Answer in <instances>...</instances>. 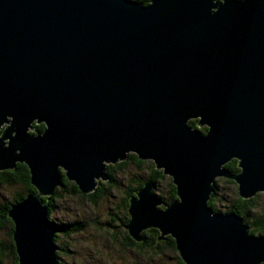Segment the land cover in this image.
<instances>
[{"label": "water", "instance_id": "1", "mask_svg": "<svg viewBox=\"0 0 264 264\" xmlns=\"http://www.w3.org/2000/svg\"><path fill=\"white\" fill-rule=\"evenodd\" d=\"M3 122L0 170L23 163L34 188L6 211L16 264H58L42 197L59 170L88 193L127 153L176 197L163 204L144 180L127 200L132 239L156 228L184 264L264 261V235L206 205L215 176L264 194V0H0Z\"/></svg>", "mask_w": 264, "mask_h": 264}, {"label": "rangeland", "instance_id": "2", "mask_svg": "<svg viewBox=\"0 0 264 264\" xmlns=\"http://www.w3.org/2000/svg\"><path fill=\"white\" fill-rule=\"evenodd\" d=\"M133 154V153H132ZM139 165L133 161H125L123 166L113 163L111 168L115 185L107 180L97 179L95 186L101 188L94 200L89 201L84 193L71 192V181L63 186L56 187V194L49 199L51 212L47 217L49 222L59 224L75 223V231L64 234L56 232L53 236L55 245V257L60 264H181L178 253L166 243L156 241L154 247H131L122 244L125 241L126 231L120 226L126 217L124 209V196L127 187L134 188L139 181L146 180L147 175L154 169L152 161L147 158L141 160ZM62 170H59L61 173ZM223 176H215L214 186L215 212L220 214L228 211L236 198V182L225 181ZM167 175L154 183L153 194L167 199L168 182ZM23 194V185L19 183L5 184L0 182V203L14 202L15 194ZM168 201V202H169ZM9 205V206H10ZM162 207V205H159ZM264 212V194L259 192L251 200V208L247 212L248 222L242 221L250 230V217L259 216ZM126 214V215H125ZM111 217L114 221L111 222ZM128 218V216H127ZM8 222L0 228V240L7 245L11 243L8 235L10 227ZM258 235V234H253ZM145 237H148L146 235ZM146 239V238H145ZM148 242V239H146ZM181 260V259H180ZM12 254L9 248L0 255V264H13ZM184 264V263H182Z\"/></svg>", "mask_w": 264, "mask_h": 264}, {"label": "trees", "instance_id": "3", "mask_svg": "<svg viewBox=\"0 0 264 264\" xmlns=\"http://www.w3.org/2000/svg\"><path fill=\"white\" fill-rule=\"evenodd\" d=\"M133 1L140 2L141 5H143V4H146L148 0H133ZM127 160L133 161L136 165H139L142 162L140 159H138L136 157L135 154L128 153L124 159L117 161L115 165L121 167L124 165L125 161H127ZM113 166H114L113 164L105 165V171H106V174L108 175V178L106 180H108V182L110 181L109 184H111L112 186L115 185V183L112 181V173H111V168ZM223 166L231 173H236L238 170V168L236 167V161L234 159H230L229 161L224 163ZM162 177H163V174L161 173L160 169L154 168V169H151V171L147 175L146 179H151L153 181V183H155L157 180L161 179ZM60 178L62 181L61 184L63 186L67 183V181H69V180L65 179L64 176H61ZM169 179H170V177H169ZM225 181L230 182L229 179H225ZM0 182L5 183V184L19 183V184L23 185V194L16 193L15 198H14V202L22 199L27 193L34 192V188L28 182L27 169H26V166L23 165V163L22 164L16 163L15 167L13 169L1 170L0 171ZM142 183H143V181H139L134 188H131L129 186L127 187V190L125 191V196H124V206H125L124 209H125V211H126V207H127V203H128V201H127L128 198L130 196L134 195L133 191L136 188L141 187ZM215 184H216L215 182L212 183V190L209 194V198L206 201V205L211 209L212 212H215V209H216L215 196H214ZM55 190L56 189L54 188L53 193L51 195L56 194ZM100 190H101V188L99 186H94L90 192L84 193L85 194L84 196L87 197L89 201L94 200L95 195L98 194L100 192ZM152 190H151V193H153ZM68 192L69 193L79 192L77 190V188L75 187V185L73 184V182L71 183V187H70V190ZM236 194H237V191H236ZM256 194L257 193H255L254 195H252L248 198H241L237 194L236 198L233 201V204L230 206L228 211H226L225 213L234 212L236 215L240 216L243 220H246L247 212L251 208V200L254 199ZM51 195L49 197H52ZM166 196H167V198L170 199V201H172L173 199L176 198L175 197V187L171 183V179L168 182V190H167ZM49 197L48 198L42 197V200H44L47 203L46 218L48 217V215L50 214V212L52 210L51 204L49 203ZM168 201L169 200L164 199L163 204L170 202V201L169 202ZM14 202H11V203H14ZM9 205H10L9 202L8 203L7 202L0 203V228L4 227L8 222H10L6 216V211L9 208ZM159 208H162V207H159ZM126 214H125L126 217L124 218V220H122V222H125V221L127 222V220H128L127 211H126ZM113 218L114 217H111V219H110L111 222L114 221ZM246 221L248 222V220H246ZM50 223H53V222H50ZM53 224H56L58 226V229H57L58 232H62L64 234L75 231V223H72V224L53 223ZM249 224L251 225V228L249 230L250 234L256 233L258 235H264V212L261 213L259 216L250 217ZM120 226L122 227L123 224L122 225L120 224ZM10 233H11V226L9 227V230H8L9 237H10ZM157 233H158V230L156 228H153V227L144 229L140 232L141 239L139 241H135L134 239H132L128 235V233L126 231L125 241H123L122 244L125 246H131V247H144L145 245H149L150 247H154V244L156 243V241H160L162 243H166L172 249L176 250L175 246H174V241H173L172 237H170L169 235H165L163 237V239H159V240L155 241ZM146 235H148L149 238L145 237ZM145 238L148 239V242H146ZM7 246L9 248L10 254H12V259L14 261L13 264H16V257H15L14 251H13L12 242L7 245L5 242L0 240V255L3 254V251L7 248ZM178 261H179V263H181L180 259H178ZM58 264H60V263H58ZM258 264H264V261L260 262Z\"/></svg>", "mask_w": 264, "mask_h": 264}, {"label": "flooded vegetation", "instance_id": "4", "mask_svg": "<svg viewBox=\"0 0 264 264\" xmlns=\"http://www.w3.org/2000/svg\"><path fill=\"white\" fill-rule=\"evenodd\" d=\"M149 1V0H148ZM148 1H147V3H148ZM136 2V1H135ZM138 3H140V2H138ZM146 3V4H147ZM146 4H143V5H146ZM7 119H8V117H7ZM196 121H197V119L196 118H191V119H188L187 120V122H186V124L189 126V127H191V128H195V129H197L201 134H205V132H206V127L204 126V125H201V126H198L197 124H196ZM4 122L2 123V124H0V131H1V129H2V127L4 126ZM29 127H32V129L33 130H29ZM44 129V123H43V121H40V122H36L35 123V119H32L31 121H29V123H28V125H27V128H26V131H27V133L28 134H40L41 132H42V130ZM128 154V153H127ZM134 154V153H133ZM116 163V162H115ZM16 164V163H15ZM18 164H20V163H18ZM22 164V163H21ZM24 165V164H23ZM25 166V165H24ZM14 167H15V165H14ZM13 167V168H14ZM12 168V169H13ZM27 169V168H26ZM1 171V170H0ZM238 171V170H237ZM27 173H28V171H27ZM61 176H63V173H62V171H61V174H60V177ZM107 178H108V175H107ZM108 181V180H107ZM112 181L114 182V179L112 178ZM61 183H62V181H61ZM109 183H110V181H109ZM115 183V182H114ZM60 185H62V184H60ZM154 187V186H153ZM137 189V188H136ZM135 189V190H136ZM153 189V188H152ZM52 197H49V199H51ZM161 198V197H160ZM162 199V198H161ZM163 200V199H162ZM50 203V202H49ZM162 205V207H163V204H161ZM57 224H59V223H57ZM56 232H58V230L56 231ZM55 232V233H56Z\"/></svg>", "mask_w": 264, "mask_h": 264}, {"label": "bare ground", "instance_id": "5", "mask_svg": "<svg viewBox=\"0 0 264 264\" xmlns=\"http://www.w3.org/2000/svg\"><path fill=\"white\" fill-rule=\"evenodd\" d=\"M6 170H8V169H6ZM170 177V176H169Z\"/></svg>", "mask_w": 264, "mask_h": 264}]
</instances>
